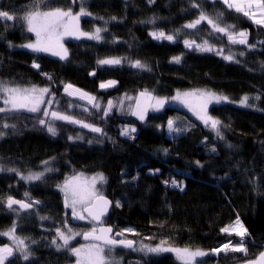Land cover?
Wrapping results in <instances>:
<instances>
[{
  "label": "trees",
  "instance_id": "16d2710c",
  "mask_svg": "<svg viewBox=\"0 0 264 264\" xmlns=\"http://www.w3.org/2000/svg\"><path fill=\"white\" fill-rule=\"evenodd\" d=\"M33 2L0 0V11L22 17ZM193 2L86 0L84 6L91 15L81 18L80 29L107 30L101 32L99 41L65 36L61 41L68 51L65 60L21 47L36 40L26 31L23 20L0 21V81L10 86L47 87L50 92L46 100L55 101L48 106L50 111L59 110L103 130L94 133L56 121L57 135L51 136L38 123L42 113L0 114V131L5 133L0 137V166L5 169L0 172V233L15 226L14 235L24 240L30 252L25 261L15 251L6 264L75 261V256L65 249L58 251L52 244L57 239L56 230L63 231L69 219L60 189L67 177H96L98 173L105 177L98 188L112 202L104 223L115 232L132 229L136 234L125 233L123 238L134 241L137 249L141 245L154 247L164 240L165 246L206 251L208 255L196 264H243L264 252V28L228 10L219 0H198L199 8L193 7ZM57 6H70L75 13L81 4L80 0H44L41 10ZM201 9L209 16L223 12L222 22L234 24L236 31H247L248 45L255 47L230 44L225 35L213 32L206 22L197 29L183 28L199 16ZM153 31L175 34L176 38L155 40L150 35ZM185 39L194 40L196 45L207 41L214 49H223V54L198 51L195 45L186 48ZM230 53L234 61L223 58ZM175 56L181 57L180 63L172 62ZM105 58H121L122 63L98 65L97 61ZM137 60L147 69L130 66ZM33 62L40 67L33 68ZM109 80L117 84L99 88L101 82ZM65 84L95 96L100 111L81 109V103L63 94ZM144 90L164 98L195 90L227 96L229 102L206 110L207 115L221 121L220 136L210 125L174 108L149 113L144 122L136 121L131 109L137 94ZM245 96L251 106L233 104ZM109 101L113 107L104 116ZM169 120L181 131L169 132ZM5 122L15 128H2ZM126 125L136 129L130 136L121 135ZM9 168L22 175L45 174L39 181L26 182ZM173 179L183 190L171 185ZM9 196L32 202L31 209H9ZM237 218L247 229V253L213 256L212 249L239 242L234 235L221 232ZM8 244L10 238L0 235V246ZM133 252L113 251L119 264H181L173 252L147 256Z\"/></svg>",
  "mask_w": 264,
  "mask_h": 264
},
{
  "label": "snow or ice",
  "instance_id": "6c2138e0",
  "mask_svg": "<svg viewBox=\"0 0 264 264\" xmlns=\"http://www.w3.org/2000/svg\"><path fill=\"white\" fill-rule=\"evenodd\" d=\"M153 2V0H149ZM223 3L228 10H234L238 14H242L252 21L253 24L264 28V0H219ZM86 0H80L79 12H73L69 6L67 8L54 7L44 11L41 10V5L44 4V0H34L31 8L22 17H16L10 14L8 11H0V21H14L23 20L27 25V31L34 33L36 40L21 45V47L31 50L35 53L48 52L53 56H58L61 60H65L68 57V51L63 47L61 43L65 36H73L76 39L85 37L89 40H101V32L107 29L95 28L93 32H85L80 29V20L82 17L90 16L91 13L87 11L84 6ZM193 7L199 8L200 5L198 0H195L192 4ZM223 12H218L215 16H209L202 9L199 16L189 23L183 25L185 29H197L198 25L203 22H207L213 32L223 34L227 37L230 44L248 45V32L247 31H236L234 24H224L222 18ZM102 19V18H100ZM112 19H115L113 17ZM180 30H177V34ZM155 40H167L174 41L176 38L175 34L169 35L163 31H153L150 33ZM186 48L192 49L195 45V50L198 51H217L218 55L223 54V49H214L207 41L203 44L196 45L194 40L185 39L183 41ZM249 47H255V45H248ZM244 55L243 52L240 53ZM223 58L228 61H234V54L224 55ZM121 58H105L97 61L98 65H119L121 64ZM172 62L180 63L181 57L175 56L172 58ZM239 62V61H236ZM130 66L137 69H147V66L142 64L139 60L130 62ZM33 68H39V64L33 62ZM47 75V74H44ZM51 79V77H48ZM116 84V81H107L101 83V88L112 87ZM50 90L47 87H38L31 85L30 87L10 86L7 82L0 81V94H2L3 107H0V114H17L22 112L28 113H42L41 116L37 117L38 123L41 127H46L47 132L51 136L57 135V126L54 122L61 121L69 124L79 125L82 128H87L94 133H102V129L94 126L91 123H86L83 120L76 119L72 115H68L59 110H51L49 107H41L47 103L51 106L55 103L53 99L45 101V95L49 94ZM64 92L68 96H76L80 99H87V101L93 104L98 111H100V105L95 103L96 98L81 89L75 88L72 84L64 85ZM196 97L202 104L199 108H194L191 105L190 110L197 115L198 119H201L205 125H210L211 129L220 136L219 126L221 121L212 118L207 115V106L211 103L229 102V98L222 94H217L206 90H195L193 92L177 93L176 96L172 97L173 100H180L181 102L187 101V98ZM131 99V97H128ZM259 99V97H256ZM249 97L245 96L241 99V105L248 107L251 106L248 103ZM167 102V98L153 95L152 92L144 90L139 93L136 98L135 108L131 109V114L136 116L141 121L144 120L145 115L149 108L159 110ZM113 107V102L109 101L107 108L103 109L104 116H107ZM174 121H168L169 132H179L181 129L174 126ZM15 128V125H10L7 122L2 124V128ZM135 128L125 127L121 131V135L130 136L131 133L135 132ZM5 133L0 131V137H3ZM79 138V137H77ZM222 138V137H221ZM73 139V137H69ZM165 151H167L165 149ZM215 151V149H213ZM47 161L45 164L47 165ZM199 164V162H197ZM5 169L0 166V172ZM8 171L16 172L21 179L26 182L39 181L44 177V172L29 173L28 175H22L14 168H9ZM45 171H51V169H45ZM105 177L103 174H97L92 180L84 184H72L68 181L65 182L61 191L65 193L64 204L65 207H71L72 216L77 220L89 219L94 222L95 225L102 223V217L107 213L108 208L111 204L104 195H102L99 189L96 187L97 183H103ZM165 183H168L165 181ZM173 187L181 186L178 182L173 179L171 181ZM181 190H183L181 186ZM28 193H25L27 196ZM34 203H39L38 201ZM13 205H19L20 209H29L32 207V202L25 203L21 200L13 199L11 196L7 198V207L11 209ZM116 206L119 207V201L116 202ZM86 214V215H85ZM42 219H47L42 217ZM64 227L68 228L67 225ZM113 232L111 227H97L94 226L90 231L83 233H73L71 228H68V234H65L60 229L56 230V237L62 243H57V239L52 240V244L56 246L57 250L67 249L69 254L76 257V264H119L118 260L111 259V254L117 247L125 249H131L133 251H141L146 253H162V252H173L177 258L181 261V264H196L198 257H205L208 253L201 249L191 250L189 248H175L167 245V241L162 240L159 245L154 247L141 245L139 249L134 247V241L130 239H116L112 235ZM221 232L232 235L233 233L240 237V241L233 245L231 242L225 243L222 246L212 249L213 253H219L220 251L230 250L232 252L247 253V249L244 246V238L248 235L247 229L240 222L239 218L236 219L233 225L221 228ZM15 226L9 229L7 232L0 233V235L8 236L14 242V247L4 245L0 247V264H5V261L9 257L14 255L15 251H19L25 261L30 257V252L26 250L24 240L16 237ZM125 233H131L135 235L132 229H124L120 232H116V237H122ZM77 235H83L85 240H92L94 243L89 245H83L81 247H69L70 242ZM247 264H264V252L259 254V257L255 260H250Z\"/></svg>",
  "mask_w": 264,
  "mask_h": 264
},
{
  "label": "rangeland",
  "instance_id": "374dc122",
  "mask_svg": "<svg viewBox=\"0 0 264 264\" xmlns=\"http://www.w3.org/2000/svg\"><path fill=\"white\" fill-rule=\"evenodd\" d=\"M12 22V21H11ZM207 23V22H206ZM24 26H25V29H26V31H27V25H26V23L24 22ZM34 36H35V34L34 33H32ZM36 37V36H35ZM122 60V59H121ZM122 63V62H121ZM135 69H137V68H135ZM109 81H112V80H109ZM107 81H105V82H101V83H106ZM101 83L99 84V88L100 89H102V90H104V89H107V88H111V87H107V88H101L100 87V85H101ZM117 84V83H116ZM115 84V85H116ZM114 85V86H115ZM113 87V86H112ZM76 88V87H75ZM79 89V88H78ZM82 91H84V90H82ZM63 94L65 95V96H67V97H69V98H71V99H73V100H75V101H77V102H79V103H81V105H82V107H80L81 109H89V108H92V109H96L95 107H93V104H91V103H89L88 101H87V99H80V98H78V95H76V96H68V95H66L65 94V92H64V87H63ZM84 92H86V91H84ZM189 92H193V91H189ZM86 93H88V92H86ZM179 93H185V92H179ZM88 94H90V93H88ZM177 94V93H176ZM176 94L174 95V96H176ZM0 95H2V94H0ZM90 95H92V94H90ZM93 96V95H92ZM139 96V93L137 94V96H136V98ZM174 96H172V97H174ZM1 97V100H2V96H0ZM95 97V96H94ZM172 97H170V98H167V102L165 103V105L162 107V108H160L158 111L157 110H154V109H152V108H149L148 109V111H147V113H146V115H145V118H144V120L143 121H141L140 119H138L136 116H134V115H132V117L136 120V121H138V122H144L145 120H146V118H147V116H148V114L149 113H152V112H160V111H162V110H164L165 108H174V109H177V110H182V111H184V112H186L192 119L193 118H195L197 121H199V122H202V123H204L201 119H198L197 118V115H195L194 114V112L192 111V110H190V107L188 106V105H191L192 107H194V108H199V106L202 104V102L198 99V98H196V97H190V98H187V101H186V103L185 102H181L180 100H173L172 99ZM96 98V97H95ZM136 98H135V103H134V106H133V109L135 108V104H136ZM45 101H47L46 100V97H45ZM99 100L96 98V100H95V103H98L99 104ZM222 103V102H221ZM221 103H219V104H221ZM233 104H235V105H238V106H240V107H244L243 105H241V103L239 102V103H233ZM100 105V104H99ZM212 105H218L217 103H211V104H208V108L210 107V106H212ZM45 106H49V105H47V103H45L44 105H41V107L43 108V107H45ZM108 106V105H107ZM107 108V107H106ZM97 110V109H96ZM38 114V113H37ZM63 123H65V122H63ZM67 124H69V123H67ZM70 125H74V124H70ZM74 126H77V127H80L79 125H74ZM97 127V126H96ZM125 127H129V128H134V126H132V125H126ZM82 128V127H81ZM84 129H86V130H89V129H87V128H84ZM90 131V130H89ZM92 132V131H91ZM26 176V175H25ZM92 178L93 177H87V176H83V175H80V174H77V175H72V176H70V177H67V179H66V181H68V182H70V183H72V184H84V183H88V182H90L91 180H92ZM65 181V182H66ZM65 184V183H64ZM63 184V185H64ZM63 187V186H62ZM61 187V188H62ZM96 187L98 188V183H97V185H96ZM99 189V191H100V193L102 194V192H101V190H100V188H98ZM60 192H61V194H62V196L64 197V199H65V193L63 192V191H61V189H60ZM68 211L66 212V214H67V216H68V218H69V214H72V210H71V207H68V209H67ZM241 222V221H240ZM242 223V222H241ZM65 225H67L68 226V228H71L72 229V231H73V233H83V232H86V229L87 228H89V230H87V231H90L94 226H96V225H94L91 221H89L88 219H86V220H78V222L76 223V224H72L71 223V221L68 219L67 220V222L65 223ZM97 227V226H96ZM68 228H66V227H64V229H63V232L65 233V234H68ZM232 235H234L236 238H237V240L238 241H240V237H238V236H236L234 233L232 234ZM82 236L83 235H77V236H75V238L70 242V244H74L75 245V243H76V245L75 246H73V247H81V246H83V245H89V244H91V243H88V244H85V243H82L81 242V238H82ZM80 239V240H79ZM11 240V239H10ZM246 240V237L244 238V241ZM59 241V240H58ZM80 241V242H79ZM60 243H62V241H59ZM8 246H10V247H14V242H13V240H11V245L10 244H8ZM0 247H3V246H0ZM70 247V246H69ZM140 248V247H139ZM138 248V249H139ZM61 250H64V249H61ZM66 251H68L67 249H65ZM138 252H141V251H134L132 254L133 255H136V253H138ZM142 254H144L145 256H147V255H150V254H155V253H146V252H141ZM162 253H164V252H162ZM219 253H224V254H226V253H240V254H244V253H241V252H232V251H230V250H224V251H220ZM219 253H213L212 252V254H213V256H217ZM174 255H175V257H176V259H177V261L179 260L178 258H177V256H176V254L174 253ZM10 258L11 257H9L8 258V260H10ZM111 259H114V260H118V261H120L119 259H115V254L112 252V254H111V257H110ZM200 259H202L201 257H198L197 258V261L198 260H200ZM8 260H6L5 261V264L7 263V261ZM135 262V261H134ZM134 262H132V263H134ZM179 262V261H178ZM179 263H181V262H179ZM70 264H76V260L75 261H73L72 263H70ZM134 264H140V263H138V262H136V263H134Z\"/></svg>",
  "mask_w": 264,
  "mask_h": 264
},
{
  "label": "water",
  "instance_id": "95a60500",
  "mask_svg": "<svg viewBox=\"0 0 264 264\" xmlns=\"http://www.w3.org/2000/svg\"><path fill=\"white\" fill-rule=\"evenodd\" d=\"M107 198V197H106ZM14 199V198H13ZM108 199V198H107ZM16 200H19V199H16ZM64 200L65 199H63V208H64V210L66 211L68 208H66L65 207V204H64ZM109 200V199H108ZM21 201H23V200H21ZM110 201V200H109ZM23 202H25V201H23ZM25 203H28V202H25ZM12 208H17V209H19V210H21V211H26V210H29V209H31V208H29V209H20L19 208V205H13V207ZM111 209H112V202H111V204H110V206H109V208H108V211H107V213L102 217V223L101 224H99V225H96L97 226V230L99 229V227H101V226H103V227H111V226H109V225H106L105 223H104V221L109 217V215H110V212H111ZM86 215V214H85ZM89 221H91L90 220V218L88 219ZM71 222L73 223V224H76V219H74L73 218V216L71 217ZM92 222V221H91ZM93 224H94V222H92ZM95 225V224H94ZM112 228V227H111ZM113 229V228H112ZM115 231H114V229H113V232L110 234V235H112L114 238H116V239H124L123 238V236L122 237H116L115 236ZM81 242L82 243H85V244H88V243H94V241H92V240H85L84 239V237L82 236V239H81ZM134 247H135V243H134ZM114 250H120V251H131V249H125V248H122V247H117V248H115ZM259 257V256H258ZM257 257V258H258ZM256 258V259H257ZM243 264H247V262L246 263H243Z\"/></svg>",
  "mask_w": 264,
  "mask_h": 264
},
{
  "label": "flooded vegetation",
  "instance_id": "af4514ba",
  "mask_svg": "<svg viewBox=\"0 0 264 264\" xmlns=\"http://www.w3.org/2000/svg\"><path fill=\"white\" fill-rule=\"evenodd\" d=\"M68 210H66L65 212H67ZM71 217H72V214H69V219L71 221ZM78 222V220L76 219V223Z\"/></svg>",
  "mask_w": 264,
  "mask_h": 264
},
{
  "label": "built area",
  "instance_id": "2783aa9c",
  "mask_svg": "<svg viewBox=\"0 0 264 264\" xmlns=\"http://www.w3.org/2000/svg\"><path fill=\"white\" fill-rule=\"evenodd\" d=\"M132 139H133V137H132Z\"/></svg>",
  "mask_w": 264,
  "mask_h": 264
}]
</instances>
